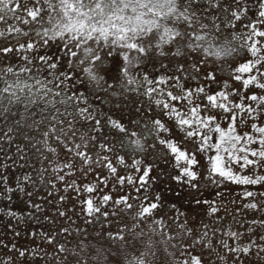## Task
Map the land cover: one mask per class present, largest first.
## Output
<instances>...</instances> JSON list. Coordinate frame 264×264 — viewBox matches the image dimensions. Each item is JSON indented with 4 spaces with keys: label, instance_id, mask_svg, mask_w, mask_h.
<instances>
[{
    "label": "rangeland",
    "instance_id": "rangeland-1",
    "mask_svg": "<svg viewBox=\"0 0 264 264\" xmlns=\"http://www.w3.org/2000/svg\"><path fill=\"white\" fill-rule=\"evenodd\" d=\"M177 2L179 3L180 0ZM224 2L226 0H222V3ZM197 7L204 8L207 5L201 0ZM249 7L251 11L246 19L237 22L238 28L225 27L224 32L228 39H231L233 33L241 35L246 32L244 23L256 18L255 0H252ZM18 26L26 27L23 24ZM6 27L0 24V31H6ZM257 28L264 30V25L258 24ZM9 39L10 46L14 49L19 43L26 44L30 39L33 42L39 40L35 32L30 36H16ZM9 39L0 37V46L9 45ZM241 43L243 39L236 42V47L239 49L237 52L220 59L212 56L204 57L202 53H193L186 57L153 55L151 59L144 58L137 67L131 69L132 73L139 79L147 75L153 81L165 77L166 83L145 84L139 91L122 92L121 70L124 61L121 53L127 51L125 49L101 46L103 65L99 69V74L104 78L102 81L104 88L101 89H96L95 84L89 85L87 80L82 84L77 80L78 76L83 75L79 68L73 65L69 69L67 64H64V71L72 73L73 84L69 94L84 92L87 96V104H82L81 107L91 105L95 108L97 118L102 119L103 126L99 131H95L94 122L85 121L78 113L75 114L77 134L74 141L68 137L70 141L68 146L74 148V145L79 143L80 150L85 151L90 157L87 164L74 152H68L63 145L58 144L54 136L49 139L46 146L35 128H26L23 132L14 131L11 133L10 142L0 139V176H7L9 186L14 189L19 179L25 189L24 193L14 191L11 194L12 199L8 200L6 197L9 194L0 184V264L5 262L7 264H127L128 260L139 257L141 253L145 254L144 259L147 264H183L185 260L190 264L192 257L200 258L202 264H264V251L256 245L249 244L250 240H255L257 244L264 246L259 239L264 236V225L259 223L264 221V195H261L264 193V183L244 185L233 183L219 175L212 176L209 172L211 165L207 161V156H215L214 151L197 153L201 166L198 168L200 175L194 183L199 185L198 188L177 182L172 179L173 175L178 174L174 162L170 156L165 158L158 147L151 146L155 142L154 138L145 141L143 151H135L131 154H126L125 149H121L119 144H116L112 151H104L101 148L102 144H114L116 136L120 135L108 126L109 116L131 129L135 127L133 121L166 119L162 115L163 103L174 105L181 111H187L191 107L187 101L170 100L168 92L182 96L185 89L204 87L209 94L222 90L228 92L239 90L244 96L264 95V90L252 85L244 89L242 80L250 73L235 71L242 63L253 59L246 49H240ZM92 46L97 47L94 43ZM110 51L111 55H109ZM23 55H36V53L14 51L7 57L0 54V67L8 64L17 67L23 65L24 61L20 59ZM202 60L204 62L200 63ZM194 64L199 66L200 71H196ZM180 66L184 71L178 70ZM261 67L264 68V65ZM39 71L42 79L48 72L46 68ZM208 73L215 76L214 81L205 79ZM237 75L242 79L236 80L234 77ZM190 76L195 78H189ZM172 77L179 78L178 86L177 79ZM108 84H112L113 88H107ZM49 87L53 85L50 84ZM148 87L157 89L151 97L144 94ZM231 99L239 102L237 96H232ZM156 100H160L161 105L158 106ZM194 103L208 102L206 98L203 100L195 98ZM245 103L249 102L245 101ZM261 107L264 108V105ZM68 111L71 112L72 109L69 108ZM212 111L219 112V110ZM241 116L243 118L238 116L235 125L236 133L241 137L245 133L255 134L252 129L253 123L264 126V111L259 112L255 120L249 119L246 114ZM28 123L31 121L29 120ZM220 123L223 128H227L229 121L221 116ZM9 126L14 125L5 126L0 121V137H3ZM42 127L43 130H47V125ZM81 136L85 137L83 141L80 139ZM180 143L182 148L191 150L190 143L186 144L183 141ZM49 147L56 148V152L49 151ZM221 155L225 157L222 166L230 168L237 175L264 176V167L242 168L240 166L242 161L234 162L235 156H242L243 153H234L233 160H228L223 152ZM118 156L124 157L123 163L117 158ZM136 160L140 161L139 171L134 163ZM66 163H71L72 168H63ZM109 163L116 168L115 173L107 167ZM56 166H59L60 170H54ZM149 166L150 172L147 178L149 182L142 186L138 178L143 175V169ZM25 175L31 176L35 183H24ZM61 176L64 177L63 180L59 179ZM120 177L124 178L123 183ZM129 179L132 183L128 182ZM86 185L94 186V191L87 192ZM247 191H251L254 196L246 197L244 193ZM29 192L31 196L26 194ZM104 195H109L111 199L102 202ZM157 195L160 197L161 207L156 210L155 216L163 219L166 228L161 229L157 226L153 231L145 222L142 227L134 228L132 231L125 229L126 244L121 240L108 239L109 233L115 236L125 224L129 228L133 225L130 215L118 212L123 205H116V200L129 197L128 202L138 206L141 203L146 205L149 202H156ZM144 197L148 199L143 200ZM87 199H92L95 206L101 207V213L108 212L109 216L105 218L99 213L87 216L82 211L86 207L83 201ZM164 200L171 201L170 207L164 205ZM250 203H255L258 207L256 209L245 207ZM35 204L40 205V210L31 206ZM213 207L217 209L215 213L211 212ZM9 211L14 212L15 216H9ZM61 211L65 212L64 216L60 215ZM253 220L258 223L253 225L251 223ZM181 225L191 229V234L185 233ZM204 225H208L209 228H222L223 232L236 231L241 235L237 241L224 236L222 231H217L215 236L209 231V237L214 241L215 246L213 249H208L196 242L200 234L207 230ZM249 228L252 229L251 232ZM164 232L168 235H163ZM49 238L52 242H49ZM222 239L227 240L232 247H250L251 250L248 254L229 253L221 246ZM61 245L64 251L60 250ZM19 251H25L26 255L21 257ZM182 251L186 254L181 255Z\"/></svg>",
    "mask_w": 264,
    "mask_h": 264
},
{
    "label": "snow or ice",
    "instance_id": "snow-or-ice-1",
    "mask_svg": "<svg viewBox=\"0 0 264 264\" xmlns=\"http://www.w3.org/2000/svg\"><path fill=\"white\" fill-rule=\"evenodd\" d=\"M200 3L201 0H180L179 3L177 0H0V24L7 26L6 31H0V37L9 39L16 36H30L32 32H35V36L39 38L37 42L30 39L26 44L19 43L15 49L10 46V39L9 45L0 46V54L4 57L14 51L36 53V55L21 56L20 59L24 63L18 67L13 64L0 67V121L5 126L14 125L7 127V131L0 139L10 142L11 133L14 131L23 132L26 128H35L46 146L49 139L54 136L58 144L63 145L68 152H74L87 164L90 157L85 151L80 150L79 143L75 144L74 148L68 146L70 143L68 137L74 141L77 134L75 114L78 113L85 121L94 122L95 131L100 130L103 121L97 118V111L91 105L81 107L82 104H87V96L84 92L69 94L73 84L72 73L64 71V64H67L69 69L73 65L79 68L83 75L78 76L77 80L82 84L87 80L89 85L95 84L96 89L104 88L102 83L104 78L99 74V69L103 65L101 46L127 50L121 53L124 61V67L121 70V89L124 92L139 91L145 84L166 83L165 77L153 81L147 75L139 79L132 73L131 69L137 67L144 58L151 59L153 55L186 57L193 53H202L204 57L212 56L220 59L237 52L239 49L236 47V42L243 39L240 49H246L253 59L242 63L235 71L250 73L242 80L244 89L252 85L264 90V79H262L264 68L261 67L264 65V39H257L264 38V30L257 28L258 24L264 25V0H255L256 18L244 23L246 32L241 35L233 33L231 39H228L225 34V27L238 28L237 22L245 20L251 11L249 5L252 4V0H226L224 3L222 0H204L207 5L204 8L197 7ZM19 24L26 27L22 28L18 26ZM93 43L97 45L96 48L92 46ZM111 54L110 51L109 55ZM203 62L202 60L200 63ZM193 67L196 71H200L197 64ZM42 68L48 70L43 79L40 78L39 71ZM178 70L184 71L182 66ZM172 78L177 79L178 86L179 78ZM234 78L242 79L239 75ZM205 79L214 81L215 76L208 73ZM50 84L53 87H49ZM107 88H113V85L108 84ZM154 91L157 89L148 87L144 94L151 97ZM183 92L182 96L174 95L172 92H168L167 95L172 101H187L191 107L187 111H181L174 105L163 103L162 115L166 119L133 121L135 127L130 129L109 116L108 126L120 135L116 136L114 144H102L101 148L104 151H112L115 145L119 144L121 149L143 151L145 141L154 138L155 142L151 146L158 147L165 158L170 156L174 162L178 174L173 175L172 179L177 182L198 188L199 185L194 183L200 175L198 168L201 166L197 153L214 151L215 156H207V161L211 165L209 172L212 176L219 175L233 183L244 185L264 183L262 175L254 177L237 175L230 168L222 166L225 157L221 155L223 152L228 160H233L234 153H243L242 156L236 155L234 159L236 163L243 162L240 164L242 168L264 167V126L253 123L252 129L255 134L245 133L243 137L236 133L235 128L238 116L243 118L241 114H246L249 119L255 120L258 113L264 111L261 107L264 105V95L244 96L239 90L232 92L222 90L209 94L204 87L185 89ZM232 96L239 97V102L231 99ZM195 98L201 100L206 98L208 103H194ZM156 104L161 105V101L156 100ZM59 106H63V111ZM69 108L72 109L71 112L68 111ZM212 110H219V112ZM221 116L229 121L227 128L221 126ZM29 120L31 123H28ZM44 125H47V130H43ZM80 139L83 141L85 137L81 136ZM181 141L190 143L191 150L182 148ZM250 145L258 147L252 148L249 147ZM48 150L55 153L57 149L49 147ZM117 158L121 163L124 162L123 156ZM134 163L139 171L140 161L136 160ZM107 167L113 173L116 172V168L111 163ZM63 168L71 169L72 164L66 163ZM54 170H60L59 166L54 167ZM149 172L150 166L143 169V175L138 178L142 186L149 182L147 179ZM59 179L63 180L64 177L61 176ZM119 179L123 183L124 178ZM29 182L35 183L31 176L25 175L24 183ZM128 182L132 183V180L129 179ZM0 184L9 194L6 197L8 200L12 199L11 194L14 191L25 192L19 179L15 189L9 186L7 176H0ZM85 190L91 193L94 191V186L86 185ZM26 194L32 195L30 192ZM244 195L254 196L251 191L245 192ZM110 199L109 195H104L102 202ZM128 200L129 197H121L115 201V204L123 205L118 212L131 216L132 228L125 224L115 236L109 233L108 239L121 240L126 244L125 229L132 231L134 228L142 227L145 222L153 231L157 226L161 229L167 227L163 219L155 216L156 210L161 207L159 195L155 198L156 202H149L146 205L141 203L137 206L129 203ZM83 204L86 207L82 211L87 216L97 213L105 218L109 216L108 212L101 213V207L95 206L92 199L83 201ZM31 206L40 210L38 204ZM245 207L256 209L258 206L250 203ZM216 211L214 207L211 209L212 213ZM8 215L15 216V213L9 211ZM60 215L64 216L65 212L61 211ZM251 223L255 225L258 222L253 220ZM259 223L264 225V221ZM180 227L185 233L191 234V229L185 225ZM204 228L207 230L200 234L196 242L201 243L205 248L213 249L215 243L209 237V231L215 236L217 231L223 232V230L216 227L209 228L208 225H204ZM251 231L252 229L249 228V232ZM162 234L168 235L166 232ZM223 235L238 241L241 234L229 230L223 232ZM259 239L264 243V236ZM49 242H52L51 238ZM220 244L229 253L248 254L251 250L250 247H232L227 240L223 239L220 240ZM249 244L256 245L264 251V246L257 244L255 240H250ZM60 250L64 251L63 245L60 246ZM185 254L182 251L181 255ZM19 255L24 257L26 253L19 251ZM144 255L141 253L139 257L128 260L127 264H147ZM183 264H189V261L185 260ZM190 264H202V261L198 257H192Z\"/></svg>",
    "mask_w": 264,
    "mask_h": 264
},
{
    "label": "flooded vegetation",
    "instance_id": "flooded-vegetation-1",
    "mask_svg": "<svg viewBox=\"0 0 264 264\" xmlns=\"http://www.w3.org/2000/svg\"><path fill=\"white\" fill-rule=\"evenodd\" d=\"M178 1V0H177ZM60 107V106H59ZM61 110L63 111V108H61ZM133 152H135V151H130L129 149H125V153L126 154H131V153H133ZM169 203H171V201H169V200H164V205L166 206V207H170V204Z\"/></svg>",
    "mask_w": 264,
    "mask_h": 264
}]
</instances>
